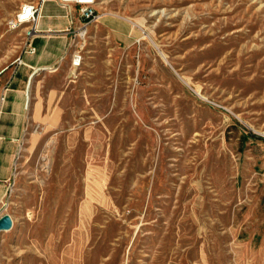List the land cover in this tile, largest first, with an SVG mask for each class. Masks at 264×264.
Segmentation results:
<instances>
[{
    "label": "rangeland",
    "instance_id": "374dc122",
    "mask_svg": "<svg viewBox=\"0 0 264 264\" xmlns=\"http://www.w3.org/2000/svg\"><path fill=\"white\" fill-rule=\"evenodd\" d=\"M29 2L0 0V71L23 50L9 22ZM94 8L38 76L51 119H28L0 264H264V0Z\"/></svg>",
    "mask_w": 264,
    "mask_h": 264
},
{
    "label": "crops",
    "instance_id": "0c3cea01",
    "mask_svg": "<svg viewBox=\"0 0 264 264\" xmlns=\"http://www.w3.org/2000/svg\"><path fill=\"white\" fill-rule=\"evenodd\" d=\"M77 9L74 3L64 5L60 0H47L42 6L35 34L29 40L35 53H26L24 43L18 56L23 64L16 66V57L0 71V81L3 80V87H6L5 99L0 107V207L16 175V159L29 125L28 119L36 118L46 124L51 119L50 114H38L41 108L37 106L36 88L44 85L38 76L55 73L70 53L72 32L79 26ZM105 21L114 34L125 37L126 33L119 30L118 20ZM23 28L26 29V26ZM55 94V90H48L47 97L51 100ZM31 101L34 105L27 113V105ZM53 116L57 118L56 114Z\"/></svg>",
    "mask_w": 264,
    "mask_h": 264
},
{
    "label": "built area",
    "instance_id": "2783aa9c",
    "mask_svg": "<svg viewBox=\"0 0 264 264\" xmlns=\"http://www.w3.org/2000/svg\"><path fill=\"white\" fill-rule=\"evenodd\" d=\"M47 0H39L37 3L29 2L21 6L19 13L10 20L9 25L11 28H17L19 26H26V37L25 43L26 48L25 52L28 54H34L35 48L30 45L29 40L33 37L36 31V24L40 17L43 4ZM64 5L66 4H76L78 6L77 16L79 19V26L76 27L72 32V42H77L83 40L86 35L88 28L96 23L100 19V15L96 12L94 8V1L83 3L78 0H60ZM29 26V27H28ZM16 66L23 64L22 58L17 57L14 61ZM82 63V55L79 51H73L71 55V66L77 68ZM6 89L4 90L5 93ZM4 93L0 94V100L4 101Z\"/></svg>",
    "mask_w": 264,
    "mask_h": 264
},
{
    "label": "water",
    "instance_id": "95a60500",
    "mask_svg": "<svg viewBox=\"0 0 264 264\" xmlns=\"http://www.w3.org/2000/svg\"><path fill=\"white\" fill-rule=\"evenodd\" d=\"M12 227V219L8 214L0 216V233L8 231Z\"/></svg>",
    "mask_w": 264,
    "mask_h": 264
},
{
    "label": "bare ground",
    "instance_id": "6f19581e",
    "mask_svg": "<svg viewBox=\"0 0 264 264\" xmlns=\"http://www.w3.org/2000/svg\"><path fill=\"white\" fill-rule=\"evenodd\" d=\"M78 1L83 2V3H87V2H92L94 0H78Z\"/></svg>",
    "mask_w": 264,
    "mask_h": 264
}]
</instances>
